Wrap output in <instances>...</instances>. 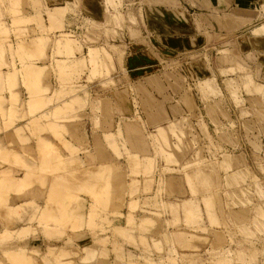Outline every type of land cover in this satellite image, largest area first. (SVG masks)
Masks as SVG:
<instances>
[{"label":"rangeland","instance_id":"obj_1","mask_svg":"<svg viewBox=\"0 0 264 264\" xmlns=\"http://www.w3.org/2000/svg\"><path fill=\"white\" fill-rule=\"evenodd\" d=\"M10 1L12 12L25 1L27 13L39 6L38 0ZM106 1L114 8L111 0ZM113 1L120 7L121 0ZM133 1L129 0L131 10L125 11L129 18H135ZM150 10L141 11L145 25ZM177 15L176 20L184 19L182 13ZM107 18L105 23L81 26L77 34L61 31L57 44L77 48L76 82L82 93H86L82 84L91 83L97 97L106 87L119 100V84L131 83L123 71L130 65L126 46L136 38V28H124L117 13ZM52 19L57 21L49 15ZM50 28L57 30L56 25ZM145 31L150 32L147 25ZM157 43L152 44L164 61L182 76L192 72L194 79L185 82L177 75L173 88L174 76L165 78V89L156 96L151 91L143 96L131 86L124 92V106L131 105L134 113L128 120L123 117L125 160L135 168L131 177L143 175L149 187L131 192L136 184L131 180L129 201H112V188L101 172L61 161L55 147L40 139L36 159H31L23 152L27 141L18 139L17 153H0V170L8 166L16 170L15 176L0 178V264H264V85L239 67L215 74L209 58L204 61L211 72L197 79L190 66L195 58L177 61ZM24 52L19 46V55ZM160 64L155 67H165ZM54 70L58 73L59 67ZM139 71L141 79L160 72L142 67ZM184 82L191 88V107L178 103ZM169 95H176V104ZM154 113H168L171 121L153 123ZM135 117L136 126L129 124ZM38 122L31 123L36 137L42 131ZM11 126L6 123L5 129ZM127 131L138 136L136 146L146 148L147 156L141 153L150 160L144 171L137 155H128L137 151ZM33 191L42 192L43 207L32 201Z\"/></svg>","mask_w":264,"mask_h":264},{"label":"crops","instance_id":"obj_2","mask_svg":"<svg viewBox=\"0 0 264 264\" xmlns=\"http://www.w3.org/2000/svg\"><path fill=\"white\" fill-rule=\"evenodd\" d=\"M38 1L37 11L27 13L26 1L21 9L12 12L11 1L0 0V153H17V149H21L17 145L18 139H25L27 145L23 152L36 159L37 141L40 139L55 147L61 161H73L81 170L101 172L109 185L107 187L112 188V201L124 202L123 198L129 201L130 191L143 192L150 185L143 175L137 179L131 177L135 168L125 160L128 149L123 152V117L128 120L134 113L131 105L124 106V92L131 86L141 91L143 96H147L144 91H151L156 96V91L165 89V78L174 76L171 79L173 88L177 86V75L185 82L187 78L194 79L192 72H187L188 77L178 74L175 67L168 64L170 61L160 57L155 50L158 48L152 43L161 42L162 50L177 61L182 57L195 58L197 62L190 66L194 68L193 74L198 76L197 79L206 78L211 72V67H207L204 61L209 58L214 60V73L239 67L250 70L264 85V0H134L135 11L131 12L135 13V18L127 17L125 12L131 10L129 0H116L120 3L118 8L113 0L114 8L106 0ZM148 8H151L149 12L153 11L146 18L149 33L145 31L141 13L147 12ZM16 11L21 15L15 16ZM113 13L121 16L124 28H136V38L126 46L130 65L123 71L126 82L131 83L119 84L120 92L116 93L119 100L113 99L111 88L106 87L97 97L91 83L82 84L86 92L82 93L79 90L81 85L76 82L80 71L77 48L73 45L67 48L64 42H61V47L57 44L61 31L77 34L81 26L105 23ZM179 13H182L183 20H176L175 16ZM49 15L56 17L57 21H50ZM18 19L19 23L14 24ZM51 25H56L57 30H51ZM19 46L25 47V52L20 55ZM225 51L227 55H224ZM71 53L75 55L72 57ZM161 62L172 72L167 73L165 67H162L163 71L161 67H155ZM55 65L59 67L58 73L54 70ZM141 67L160 72L141 79ZM25 70L29 71V76H25ZM143 80L152 83L151 86L145 82L144 85ZM185 82L184 93L178 103L191 107V88ZM175 97L169 95V99H174L176 104ZM169 115L154 113L152 122H170ZM136 119H130L129 124L136 126ZM32 120L39 121L42 129L38 131V137L33 134ZM9 122L12 126L5 129V124ZM129 133L131 146L137 152L132 151L128 155H137L140 171H144L149 159L144 156L146 148L136 146L138 136ZM30 165L31 168L34 166L32 161ZM0 174V178L3 175L7 177V174L15 176L16 170L8 166L0 170ZM131 180L136 184L134 190L129 191ZM33 192L32 201L43 207L45 198L42 192H39L40 195L37 191L36 194ZM84 201L89 202V199ZM135 201L132 200V203ZM124 214L126 217L128 208L123 211Z\"/></svg>","mask_w":264,"mask_h":264},{"label":"bare ground","instance_id":"obj_3","mask_svg":"<svg viewBox=\"0 0 264 264\" xmlns=\"http://www.w3.org/2000/svg\"><path fill=\"white\" fill-rule=\"evenodd\" d=\"M48 162V161H47ZM42 165V164H41ZM43 165H44V163H43ZM59 170V169H58ZM28 176V175H27ZM60 177V176H59ZM25 179L26 178H24V182H25ZM27 180H29V179H27ZM26 180V182H29V181H27ZM19 182V181H18ZM26 184V183H25ZM67 184V183H66ZM62 186V185H61ZM22 187V186H21ZM24 187V186H23ZM18 188H20L19 186H18ZM82 188V187H81ZM82 190V189H81ZM52 192H53V190H52ZM55 193L57 192V191H54ZM2 194V193H1ZM60 194V193H59ZM65 194V193H64ZM53 195V194H52ZM49 197V196H48ZM50 198V197H49ZM60 198V197H59ZM50 200V199H49ZM55 200V199H54ZM64 200V199H63ZM49 202V201H48ZM68 204V203H67ZM93 211V210H92ZM52 215V214H51ZM41 220V219H40ZM15 260V259H14ZM28 264V263H27Z\"/></svg>","mask_w":264,"mask_h":264}]
</instances>
